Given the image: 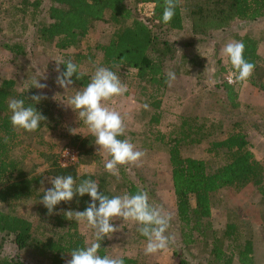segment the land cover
Instances as JSON below:
<instances>
[{
  "label": "trees",
  "instance_id": "1",
  "mask_svg": "<svg viewBox=\"0 0 264 264\" xmlns=\"http://www.w3.org/2000/svg\"><path fill=\"white\" fill-rule=\"evenodd\" d=\"M128 1L135 4L152 2L153 14L145 20L134 16L127 5ZM43 2L44 0H23L20 6L16 5L15 8L23 14L30 11L33 22L38 15L44 13L43 20L35 23L36 37L41 43L52 45L60 52L79 47L96 21L105 20L113 25L116 31L109 41L95 47L102 54L100 65L109 67L116 73L137 71L136 79L144 85L143 94L145 93L146 99L157 110L161 107V101L157 100V96L162 94L166 87L165 61L171 58L175 50L172 42L160 39L158 31L181 30L184 28V18L188 17L193 25V32L205 35L209 30L228 26L233 19L253 21L264 16V0H178L175 15L167 24L162 21L164 0H49L47 6H44ZM239 41L245 45L244 58L255 65L254 72L262 74L263 59L258 40L245 35L240 37ZM3 48L16 56L26 52V47L21 42H5ZM90 55L91 53L77 51L71 56L67 54L63 57L65 61L71 59L78 66V72L82 74L80 79H77L76 74L71 78L73 85L77 87H84L90 82V73L82 69L84 60L89 59ZM60 68L61 71L66 70L65 65H60ZM259 78V81H255L250 77V82L264 93V73ZM31 83L32 81H28L19 87L14 78L0 79V202L10 208L8 211L0 208V234L9 237L17 248L26 250L36 261L65 264V260L71 258L69 253L84 247L86 240L78 229V223L67 219L64 213L68 210H85L90 197L85 194L83 197H74L70 202L62 201L55 207L53 213L49 214L40 203L44 191L41 190L42 176L28 175L20 167L19 161L10 156L11 149L29 132L13 128L8 102L16 98L24 99L26 106L33 103L30 97L41 93L37 88L30 87ZM147 87H150V91ZM223 88L228 98L234 102L233 105L237 107L239 103L235 101L237 93L234 87L224 82ZM33 106L47 118L41 121L36 131H33L40 142L45 143L46 134L57 130L58 127L55 105L46 97ZM159 117V112L153 114L154 124L159 122ZM177 122L174 126L176 128L169 133L155 131L147 147H156L167 153L181 243L185 246L196 242L210 243L208 258L210 264H233L234 256H238L240 264H255L250 233L242 231L236 221H230L219 236L212 228L211 222L213 196L220 190L229 188L240 191L252 184L264 196V167L252 152L248 133L233 129L222 140L211 142L209 152L222 159L220 166L212 169L204 160L182 156L181 150L183 146L200 145L221 135L222 124L206 118L190 119L183 115ZM122 137L124 135L118 139ZM66 145L78 151L77 161L72 166L62 168L56 154L52 152L46 156L44 154L46 162L49 163L47 176L70 174L77 184L82 179L91 178L99 185V191L109 197L123 195L126 192L135 194L138 191L149 194L145 186L135 183L123 171H119L121 177V182H118L121 183L119 193L118 187L114 190L111 187L115 176L106 170L79 173L77 167L80 164L101 163L92 134L75 135ZM29 199L32 200L38 215L33 219L15 210L19 203ZM149 203L151 204L150 200ZM138 227L136 223L134 230L136 240L147 241L137 231ZM225 239L229 241L228 245L232 250L230 253L222 249ZM100 243L101 249L98 254L109 255L106 250V237ZM122 258L124 264H138L135 259ZM183 261L181 259V262ZM0 264L26 263L0 256Z\"/></svg>",
  "mask_w": 264,
  "mask_h": 264
},
{
  "label": "rangeland",
  "instance_id": "2",
  "mask_svg": "<svg viewBox=\"0 0 264 264\" xmlns=\"http://www.w3.org/2000/svg\"><path fill=\"white\" fill-rule=\"evenodd\" d=\"M22 2L23 0H0V79L14 78L19 87L34 79H40V83L47 84V88L37 90L55 105L54 112L58 115L59 122L57 130L46 134L45 143L40 142L36 132L24 135L21 142L11 149L10 156L19 161L20 167L28 175H41L44 181L41 190H47L52 185L48 182L49 176L46 174L49 163L46 162L45 156L52 152L56 154L59 163L58 154L60 155L61 150L67 147L66 144L75 135L91 134L88 127L78 120L72 108L65 105L82 87L72 84L65 90L58 86L55 83L56 62L63 60L64 55L71 56L77 51L91 53L90 58H86L82 65V69L87 70L91 77L95 68L102 66V54L95 47L107 43L116 28L105 20L96 21L79 47L60 52L52 45L41 43L36 37L35 23L43 20L44 13L38 15L33 22L30 11L23 14L15 8ZM48 4L49 0H44L43 5ZM127 5L134 16L142 20L150 17L147 14L149 6L139 7L131 1H128ZM184 13L186 14V11ZM107 16L108 13L105 18ZM183 25L181 30L158 31L160 39H166L174 45L175 50L171 58L165 61V72L173 71L176 76L175 81L170 86L166 84L163 93L157 96V100L161 101L158 110L154 109L146 99L145 93L143 94L144 85L136 79L135 70L117 73L122 83L127 85V92L104 102L106 106L120 112L123 118L125 131L121 139H129L137 150L145 152L138 165H122L119 166V171H123L135 183L145 186L151 204L161 208L163 214L172 216L166 235L172 236L173 239L166 249L151 255L144 254L147 241L136 240V222L119 219L112 221L119 230L109 234V237L106 236L107 253L109 256L135 259L138 264H210V243L196 242L188 246L181 243L167 153L156 147H147L155 131H173L181 115L190 119L198 117L220 122L223 126L221 135L200 145L183 146L181 155L204 160L209 168L216 169L222 159L209 152L210 143L222 140L233 129L244 130L252 143V152L264 167V93L250 82V78L244 82L235 80V70L227 57L221 54L226 43L239 41L240 37L249 35L259 42L264 68V16L253 21L233 19L228 26L209 30L205 35L193 32V25L188 17L184 18ZM5 42L23 43L26 47L25 54L16 56L4 50ZM261 72L262 74L254 72L251 77L259 81L264 70ZM224 82L234 87L237 93L235 101L239 103L237 107L228 98L223 88ZM147 89L150 91V87ZM145 104L148 105L147 108L144 107ZM157 112L160 113L159 122L154 124L152 116ZM69 129H75L74 134ZM95 149L101 163L80 164L77 167L79 173L105 171L104 163L110 157L106 152L98 151L97 145ZM118 182H121V177L115 176L111 187L113 190L118 187L119 193L121 183ZM0 208L5 211L10 209L2 202ZM15 210L29 219L38 216L31 199L19 203ZM230 221H236L242 231L250 233L254 262L264 264V196L256 186L250 184L240 191L225 188L213 196L212 228L220 236ZM77 223L86 242H93L94 230L86 222ZM228 243L225 239L222 249L230 253L232 250ZM0 256L21 260L26 264H48L45 261H36L26 250L17 248L11 239L2 233ZM181 259L184 261L181 262ZM233 264H240L238 256H234Z\"/></svg>",
  "mask_w": 264,
  "mask_h": 264
},
{
  "label": "clouds",
  "instance_id": "3",
  "mask_svg": "<svg viewBox=\"0 0 264 264\" xmlns=\"http://www.w3.org/2000/svg\"><path fill=\"white\" fill-rule=\"evenodd\" d=\"M178 0H164L162 21L167 24L175 15ZM245 45L242 41H230L224 45L221 54L227 57L235 70V80L247 81L253 74L255 65L244 58ZM55 71L57 76L55 83L61 88L69 89L73 84L71 79L76 74L77 79L81 78L78 66L71 59L56 62ZM60 65H65L66 70L61 71ZM46 79V77H43ZM176 79L173 71L166 72L165 83L171 85ZM30 87L37 89L47 88V84L33 80ZM29 87V88H30ZM127 92V85L122 83L117 73L109 67L99 66L91 75L90 82L71 96L66 106L72 108L77 114L80 122L88 127L89 132L95 137V145L98 151L106 152L110 159L104 163L105 170L113 175L119 176V166L138 165V162L145 156V152L137 150L129 139H118L125 131L124 121L120 112L105 105V101L113 97L122 96ZM46 97L42 94H35L30 97L33 103L25 105L24 99H11L8 108L11 111L10 121L13 128L33 132L38 129L41 121L47 118L43 116L35 104L40 103ZM148 107L147 104L144 105ZM73 134L75 129H69ZM7 142V137L5 138ZM44 181H41L43 183ZM52 187L43 191L40 203L52 214L55 207L63 202H70L74 197H83L87 194L90 202L83 211L68 210L64 213L69 220L86 222L93 230L95 239L82 248L72 250L70 259L65 264H124V259L119 256H101L98 254L101 243L106 236L119 230L112 221H134L139 227L137 231L146 238L144 248L145 255L155 254L166 249L172 236L166 235L171 214H163L161 208L149 203L147 192L138 191L135 194L124 193L109 197L99 191V185L91 178L82 179L76 183L72 175H58L48 177Z\"/></svg>",
  "mask_w": 264,
  "mask_h": 264
},
{
  "label": "built area",
  "instance_id": "4",
  "mask_svg": "<svg viewBox=\"0 0 264 264\" xmlns=\"http://www.w3.org/2000/svg\"><path fill=\"white\" fill-rule=\"evenodd\" d=\"M139 7H145L149 6L148 16H151L153 14L154 4L152 2H144L138 4ZM229 82H231V79H229ZM78 157V151L75 148L72 147H65L61 150L59 155V165L62 168H66L69 166H72L76 161Z\"/></svg>",
  "mask_w": 264,
  "mask_h": 264
}]
</instances>
